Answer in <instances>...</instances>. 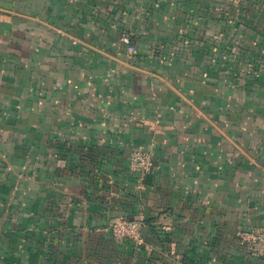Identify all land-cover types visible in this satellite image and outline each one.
Here are the masks:
<instances>
[{"label":"crops","instance_id":"obj_1","mask_svg":"<svg viewBox=\"0 0 264 264\" xmlns=\"http://www.w3.org/2000/svg\"><path fill=\"white\" fill-rule=\"evenodd\" d=\"M249 229L264 0H0V264H264Z\"/></svg>","mask_w":264,"mask_h":264},{"label":"built area","instance_id":"obj_2","mask_svg":"<svg viewBox=\"0 0 264 264\" xmlns=\"http://www.w3.org/2000/svg\"><path fill=\"white\" fill-rule=\"evenodd\" d=\"M122 40L129 43V36L123 35ZM154 150H135L129 156V168L140 180H144L147 172L153 167ZM110 233L117 239H129L136 245L143 243L142 221L129 218H119L110 224ZM241 243L252 253L256 252L257 244L264 239L263 231L259 229L242 230L239 232Z\"/></svg>","mask_w":264,"mask_h":264}]
</instances>
